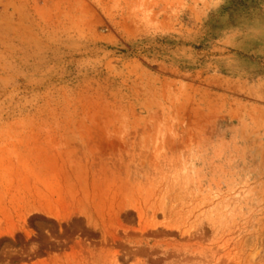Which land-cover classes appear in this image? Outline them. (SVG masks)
<instances>
[{
    "label": "rangeland",
    "instance_id": "1",
    "mask_svg": "<svg viewBox=\"0 0 264 264\" xmlns=\"http://www.w3.org/2000/svg\"><path fill=\"white\" fill-rule=\"evenodd\" d=\"M0 264H264V0H0Z\"/></svg>",
    "mask_w": 264,
    "mask_h": 264
}]
</instances>
